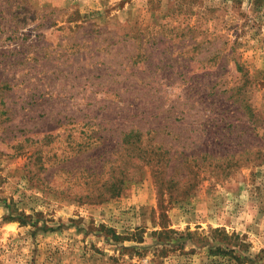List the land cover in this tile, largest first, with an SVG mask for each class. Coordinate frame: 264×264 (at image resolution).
Segmentation results:
<instances>
[{
  "label": "rangeland",
  "instance_id": "rangeland-1",
  "mask_svg": "<svg viewBox=\"0 0 264 264\" xmlns=\"http://www.w3.org/2000/svg\"><path fill=\"white\" fill-rule=\"evenodd\" d=\"M0 264H264V0H0Z\"/></svg>",
  "mask_w": 264,
  "mask_h": 264
},
{
  "label": "trees",
  "instance_id": "trees-1",
  "mask_svg": "<svg viewBox=\"0 0 264 264\" xmlns=\"http://www.w3.org/2000/svg\"><path fill=\"white\" fill-rule=\"evenodd\" d=\"M148 130L144 131L140 128H131L127 131H123L121 132L122 137L120 141L115 142V145L113 146V148H116V146L120 148V150L122 148H124V144H128L130 142L138 144L137 145V150H138V155L136 156L138 159H144L146 160V162L152 161L154 162L156 165H160V173L161 178L165 179L166 183H177L179 181V179L182 178L181 175L178 176V178H176L175 174L176 172L171 173L170 175H168L166 178L164 177V174L166 173V167L169 166L170 162H171V158L165 156L162 151V153L160 152H145L141 150L140 147V143L143 141V137H145L147 135ZM117 151L116 149H112L109 151H105V150H101V152L97 153V154H93V155H89L86 157V159H91V160H96L97 163L99 165L93 167V166H79V170L76 172L77 175L81 174V171H87V175L90 176H97V177H102V174H105L108 170H103V167H105V164L107 163V161H110L111 159V155L117 153L115 152ZM122 151V150H121ZM119 151V152H121ZM108 155V156H107ZM148 158H145V156ZM196 158L195 156H189V158ZM117 159H119V157H115L112 159V161H116ZM187 159V156L184 157V160L179 162L178 165L183 166V163H185V160ZM178 160V159H177ZM82 160H79L78 163H81ZM184 167V166H183ZM110 171L111 168L109 167ZM73 171V170H72ZM108 174L110 175L109 177H105L103 179H101V186H104L108 184V182L111 180V178H113L116 174L114 172H108ZM119 174H123V175H127L126 170L121 169V171L119 172ZM76 174H74V176H77ZM122 182V181H121Z\"/></svg>",
  "mask_w": 264,
  "mask_h": 264
}]
</instances>
